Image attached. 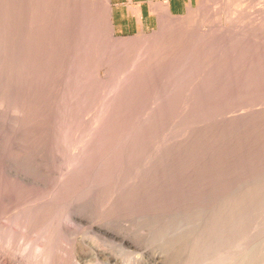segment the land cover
Masks as SVG:
<instances>
[{
    "label": "rangeland",
    "instance_id": "1",
    "mask_svg": "<svg viewBox=\"0 0 264 264\" xmlns=\"http://www.w3.org/2000/svg\"><path fill=\"white\" fill-rule=\"evenodd\" d=\"M43 252L264 264V0L131 36L110 0H0V264Z\"/></svg>",
    "mask_w": 264,
    "mask_h": 264
},
{
    "label": "crops",
    "instance_id": "2",
    "mask_svg": "<svg viewBox=\"0 0 264 264\" xmlns=\"http://www.w3.org/2000/svg\"><path fill=\"white\" fill-rule=\"evenodd\" d=\"M198 0H110L115 34L131 36L158 28L168 16H183Z\"/></svg>",
    "mask_w": 264,
    "mask_h": 264
},
{
    "label": "bare ground",
    "instance_id": "3",
    "mask_svg": "<svg viewBox=\"0 0 264 264\" xmlns=\"http://www.w3.org/2000/svg\"><path fill=\"white\" fill-rule=\"evenodd\" d=\"M118 45H119V44H118ZM77 219H78V218H77ZM79 219H80V218H79ZM104 231H105V230H104ZM105 232H106V231H105ZM112 235H113V234H112ZM121 240L125 242V241H126V238H125V237H121ZM128 242H129V241H128ZM126 243H127V242H126ZM41 253H42V252H41ZM42 255H43V257L40 258V260L37 259V260H38L37 263H38V262H40V263H45V262H46V263H47L48 260H47V258H46V253L44 254V252H43ZM38 264H39V263H38Z\"/></svg>",
    "mask_w": 264,
    "mask_h": 264
}]
</instances>
